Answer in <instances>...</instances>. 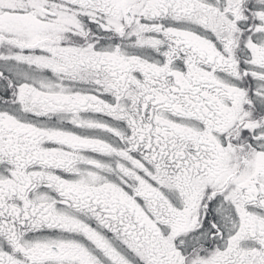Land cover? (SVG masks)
I'll list each match as a JSON object with an SVG mask.
<instances>
[{
	"label": "snow or ice",
	"instance_id": "snow-or-ice-1",
	"mask_svg": "<svg viewBox=\"0 0 264 264\" xmlns=\"http://www.w3.org/2000/svg\"><path fill=\"white\" fill-rule=\"evenodd\" d=\"M0 264H264V0H0Z\"/></svg>",
	"mask_w": 264,
	"mask_h": 264
}]
</instances>
